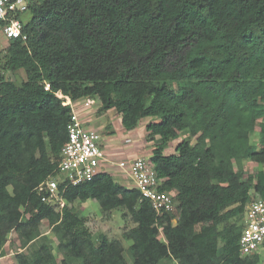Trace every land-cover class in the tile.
Instances as JSON below:
<instances>
[{
	"label": "trees",
	"instance_id": "1",
	"mask_svg": "<svg viewBox=\"0 0 264 264\" xmlns=\"http://www.w3.org/2000/svg\"><path fill=\"white\" fill-rule=\"evenodd\" d=\"M28 15L27 41H8L0 64V256L14 234L16 264H262L264 246L240 256L237 220L264 200V0H28ZM20 71V83L5 77ZM57 94L114 110L128 132L158 121L146 127L159 140L149 161L175 214L157 217L106 172L60 181L59 200L125 210L135 226L120 240L42 201L73 119ZM185 132L193 142L165 155ZM244 162L262 169L246 179Z\"/></svg>",
	"mask_w": 264,
	"mask_h": 264
},
{
	"label": "built area",
	"instance_id": "2",
	"mask_svg": "<svg viewBox=\"0 0 264 264\" xmlns=\"http://www.w3.org/2000/svg\"><path fill=\"white\" fill-rule=\"evenodd\" d=\"M28 14V0H0V25L3 36L8 41H27L23 34L24 17ZM45 90H50L46 84ZM58 98L69 101L73 119L68 126V142L62 150L58 166V176L42 183L37 191L42 195V201L52 203L59 200L58 183L69 182L73 186L91 181L95 175L102 173L111 162L102 149L101 136L93 128L87 127L82 121L79 110L95 106V100L82 99L72 102L68 97L57 94ZM125 177V186L141 192L142 198L151 203L157 217L175 214L176 202L170 192L161 191L163 180L153 169L149 160L135 158L129 163H119ZM243 230L239 241L241 257L251 256L264 246V200L252 202L242 218Z\"/></svg>",
	"mask_w": 264,
	"mask_h": 264
},
{
	"label": "rangeland",
	"instance_id": "3",
	"mask_svg": "<svg viewBox=\"0 0 264 264\" xmlns=\"http://www.w3.org/2000/svg\"><path fill=\"white\" fill-rule=\"evenodd\" d=\"M25 21H28L29 15L24 17ZM0 29V64L4 58V48L8 45L2 37ZM6 78L14 80L18 83L25 80V74L23 72H17L14 75L7 74ZM100 104L95 101V106L90 108H84L79 110L82 121L88 122L95 131L101 136L102 149L111 162L108 164L107 172L112 174L118 183L123 184L125 182L124 173L117 167L119 163H129V161L135 158H144L149 160L158 138L155 141L147 140L146 127L158 122L155 119L146 118L139 121L137 128L133 131H125L121 125V117L114 111L100 114ZM190 136L187 132L182 133L178 140L171 142L165 151V155H170L175 152L176 146L184 140H189ZM259 139V131L257 130L253 134V142L257 143ZM193 142V139H190ZM245 169L246 179L250 176H254L255 173L262 169V167L250 162H244L242 165ZM106 167V166H105ZM105 168H102L101 172H104ZM57 210L62 206H69L78 212L87 222V227L91 230L95 237L105 235L109 240H120L122 235L133 228L135 225L131 222L129 214L125 210H116L110 214H104L101 212L99 205L95 201H88L81 203L79 201L68 204L64 201H54L51 203ZM242 220H237V223L242 225ZM175 223V222H174ZM41 232L45 234L51 241L54 248H56L55 235L50 231L47 223L41 225ZM131 242L124 241L125 247L129 246ZM20 247V242L16 236L10 235L8 242L4 247L2 255L0 256V264H16L15 255ZM54 254L58 258L59 262L62 256L55 251ZM262 264H264V251L261 252ZM126 258L128 259L127 255Z\"/></svg>",
	"mask_w": 264,
	"mask_h": 264
},
{
	"label": "crops",
	"instance_id": "4",
	"mask_svg": "<svg viewBox=\"0 0 264 264\" xmlns=\"http://www.w3.org/2000/svg\"><path fill=\"white\" fill-rule=\"evenodd\" d=\"M1 34H2V37H3V39L5 40V41H7L8 42V40L7 39H5V37L3 36V33L1 32ZM111 111V110H110ZM110 111H108V112H110ZM80 117H81V119H82V115L80 114ZM84 122V121H83ZM86 125H87V127H90V128H93V127H91L90 125H89V123L88 122H84ZM109 160V159H108ZM108 166V164L106 165V167H105V169H104V172H106V173H109V172H107V167ZM101 171H103V170H101ZM121 184V183H120ZM122 185H125V182L122 184Z\"/></svg>",
	"mask_w": 264,
	"mask_h": 264
},
{
	"label": "clouds",
	"instance_id": "5",
	"mask_svg": "<svg viewBox=\"0 0 264 264\" xmlns=\"http://www.w3.org/2000/svg\"><path fill=\"white\" fill-rule=\"evenodd\" d=\"M97 102V101H96ZM125 186V185H124Z\"/></svg>",
	"mask_w": 264,
	"mask_h": 264
}]
</instances>
